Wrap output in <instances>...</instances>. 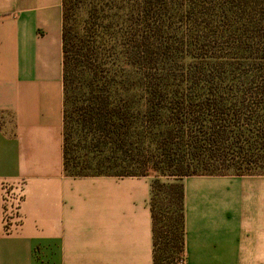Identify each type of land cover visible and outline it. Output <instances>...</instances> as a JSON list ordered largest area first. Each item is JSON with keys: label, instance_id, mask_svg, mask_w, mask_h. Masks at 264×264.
<instances>
[{"label": "trees", "instance_id": "trees-1", "mask_svg": "<svg viewBox=\"0 0 264 264\" xmlns=\"http://www.w3.org/2000/svg\"><path fill=\"white\" fill-rule=\"evenodd\" d=\"M62 38L66 173L165 176L154 264H180L183 180L264 177V0H63Z\"/></svg>", "mask_w": 264, "mask_h": 264}, {"label": "crops", "instance_id": "crops-1", "mask_svg": "<svg viewBox=\"0 0 264 264\" xmlns=\"http://www.w3.org/2000/svg\"><path fill=\"white\" fill-rule=\"evenodd\" d=\"M62 34L63 0H0V264H154L153 178L65 171ZM183 185L187 264H264V177Z\"/></svg>", "mask_w": 264, "mask_h": 264}, {"label": "rangeland", "instance_id": "rangeland-1", "mask_svg": "<svg viewBox=\"0 0 264 264\" xmlns=\"http://www.w3.org/2000/svg\"><path fill=\"white\" fill-rule=\"evenodd\" d=\"M111 175H115L114 173H111ZM149 175L153 178V180H155L157 177L160 178V180L162 182H166L169 181L165 176L158 174L157 172L150 170L149 171Z\"/></svg>", "mask_w": 264, "mask_h": 264}, {"label": "built area", "instance_id": "built-area-1", "mask_svg": "<svg viewBox=\"0 0 264 264\" xmlns=\"http://www.w3.org/2000/svg\"><path fill=\"white\" fill-rule=\"evenodd\" d=\"M10 218H11V217H10L9 213L6 211V213H5V218H4V220H5V222H6V225L8 224ZM180 264H187V263H186V257H185L184 254H183V256H182V259L180 260Z\"/></svg>", "mask_w": 264, "mask_h": 264}]
</instances>
